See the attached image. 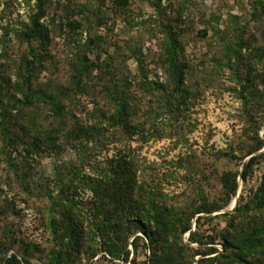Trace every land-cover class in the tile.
<instances>
[{
    "label": "rangeland",
    "instance_id": "1",
    "mask_svg": "<svg viewBox=\"0 0 264 264\" xmlns=\"http://www.w3.org/2000/svg\"><path fill=\"white\" fill-rule=\"evenodd\" d=\"M35 4L36 0H0V99L4 103L21 100V91L26 90L17 87L26 72L25 58H30L22 35L36 13ZM128 4L117 9L112 0H48L39 20L49 30L50 42L46 50L34 43L44 58L37 65L33 87L74 88V76L84 55L90 60L114 56L133 41L140 45L146 59L142 63L133 57L128 59L131 75L137 74L142 66L148 79L162 80L164 75L155 55L164 27L169 21H178L175 18L180 11L179 25L185 27L187 34L183 35L187 42L185 54L193 63L208 62L213 56L218 62L223 60L220 53L208 52L204 43L194 37L197 30L204 27L222 30L234 22L240 25L245 41L239 52L241 57L233 56L231 66L216 69L214 81L198 92L185 119L161 121L165 124L160 136L147 142L136 132L111 138L106 137L109 131H105L104 136L99 134L96 139L89 137L82 141L69 133L46 137L40 125L27 124L25 117L17 121L25 123L26 133L12 127L13 136L18 139L3 140L0 130V255L17 254L22 264H52L53 254L61 257L59 264H150L153 252L151 264H167L160 248L169 247L174 252V264H197L203 257L197 251L214 246L218 252L209 256L222 253L223 236L248 222L246 218L250 229L264 231V208L252 207L244 215L235 211L237 203L244 204L260 185L264 186V155L245 183L237 178L235 198L226 200L220 184L222 173L241 170V164L249 158L247 152L257 146L255 135L264 136V0H128ZM97 14H103L105 24L95 28ZM71 20L81 21L82 27L70 29L67 23ZM95 35L109 44L99 41L98 55L85 45L88 36ZM250 91L254 96H250ZM77 97L80 104L74 110L78 119L83 125L91 124L95 118L90 113L95 105L84 95ZM19 110L21 105L15 104L9 112L15 115ZM102 128H106L105 123ZM38 138L41 143L32 147L31 142ZM122 152L133 160L130 163L135 172L136 194L148 188L156 191V202L163 205L174 223L161 232L153 247L143 230H125L122 242L118 243L126 244L127 261L107 253L106 235L116 241L118 232L100 227L102 216L96 218L92 211L93 194L79 184V179L95 177L108 160ZM262 152L264 146L253 154ZM6 159L17 166L16 173ZM49 192L57 202L55 206L46 195ZM67 197L73 198L77 206L71 207ZM204 201L223 208L193 215ZM179 217L190 224L195 238L214 243L199 248L197 242L189 240V231L180 232ZM72 225L76 227V244L68 235ZM135 236L141 238L136 248L132 243ZM246 260L264 264V254L255 253ZM206 264L248 263L214 259Z\"/></svg>",
    "mask_w": 264,
    "mask_h": 264
},
{
    "label": "trees",
    "instance_id": "2",
    "mask_svg": "<svg viewBox=\"0 0 264 264\" xmlns=\"http://www.w3.org/2000/svg\"><path fill=\"white\" fill-rule=\"evenodd\" d=\"M47 1L36 0V13L31 16L30 27L22 35L23 40L27 43L30 56V58H25L26 72L21 77L20 84H17L20 91L26 88L25 91H21L22 99H14L13 104L4 103L0 99V130L2 131L3 140H9L12 137H15L13 140L18 139L17 135L13 136V126H16L20 132L23 133L24 131L26 133L24 130L25 123L21 125L17 121L19 117H25L27 118V124L35 127L40 125L46 137L69 133V135L74 134L76 139L82 141V138L91 137L96 139L99 134L104 136L105 131H109L106 137L111 138L136 132L140 139L147 142L153 136H160L165 124L162 125L161 121L165 119L173 121L178 118L185 119L187 110L197 97L198 92L214 81L215 77L213 75L216 69L231 66L233 56L241 57L239 52L245 44L242 38L243 32L237 22L226 24L222 30L204 27L197 30L194 37L204 43V47L208 52L220 53L223 60L218 62L213 56L208 62L200 60L193 63L185 54L187 42L183 40V35L187 34L184 33L185 27L179 25L182 22L180 11L175 18L178 21H169L164 27V35L155 55V62H157L164 75L162 80L158 78L155 80L148 79L142 66H139L137 74L131 75L127 66L128 59L136 58L139 63L144 62L146 59V56L141 52L140 45L137 46L136 42L133 41L117 50L114 56H106L102 59L97 56V60H90L84 55L80 59L79 67L74 76V88L52 86L44 89L40 85L33 87V81L37 79L36 74H38L37 65L41 64L44 58L41 49L39 51L34 43L38 42L46 50V45L50 42L49 30L39 20L44 14ZM100 1L103 2L104 0ZM112 4L117 9L126 8L129 5L128 0H112ZM95 19V28L105 24L103 14H97ZM67 24L70 29L82 27V22L78 20H71ZM99 41H103L106 46L109 45L103 37L98 35L88 36L85 45L98 55ZM248 87H251V85ZM249 93L250 96H254L252 91ZM78 95L86 96L87 100L95 105L93 112L90 113L95 118L91 124L83 125L77 117L74 108L80 104ZM15 104L21 105V110L16 111L15 115H11L9 111ZM24 109H27V112H24ZM55 120H57L56 123ZM69 122L71 126H69ZM103 123H105L106 128H102ZM101 128L104 132H101ZM254 139L257 146L247 152L249 158L241 164V170L235 173L226 171L220 176V184L226 200L235 198L237 195V178L240 177L242 182L245 183L247 178L252 175L259 158L264 155V152L253 154L264 146V136L259 138L256 134ZM41 141L40 138L34 139L31 142L32 147H36ZM6 162L9 164V168H12L16 173L17 166L12 165L9 159H6ZM130 162H133V160L127 156V153L122 152L117 158L108 160L106 167L95 177L86 176L83 180L79 179V184L89 189L93 194L92 211L94 217L102 216L100 227L105 230L106 228H112L118 232L116 241L106 235L104 240L107 253L113 258L122 257L124 261L129 259V250L126 248L125 243L118 242H122L121 235L126 232L125 230H143L149 238V245L153 247V242L161 237V232L174 226L172 216L166 215L163 205L156 202L158 197L156 191L148 188V190H140V193L136 194L135 172L131 168L132 164ZM46 195L51 205L55 206L57 202L52 194L49 192ZM66 199L70 202L71 207L77 206L73 198L67 197ZM242 199L243 196L239 200ZM252 207L264 208L263 184L255 191L254 196L244 204L237 203L235 211L240 215H244ZM222 208V205L204 201L196 207L192 214L212 213ZM51 220V224H53L54 219L51 218ZM177 220L182 223L180 232L189 231V240L197 242L199 248L214 243L213 240L204 242L195 238V232L190 231V224L188 222L185 224L186 220L183 217H179ZM246 220L248 222L234 228L232 234L223 236L222 253L209 256L218 252V249L214 246H208L200 252L197 251L198 255L203 256L197 260V264H206L207 261H213L214 259L220 261L234 259L239 263H246L247 261L250 264L251 262L246 260V257L255 253L264 254V238L261 237L264 236L263 229H250L247 226L250 223L249 219L246 218ZM75 228V225L70 226L68 235L76 244L77 232ZM140 239V236L133 238L132 243L135 248ZM160 251L167 264H174L172 248L163 247L160 248ZM179 257L182 258V256ZM51 259L52 264H59L61 261V257L57 254H53ZM149 260L151 264L153 252ZM23 261L27 263L24 258ZM0 264L22 263L17 254L11 253L6 257L5 252L0 255ZM143 264H147V262Z\"/></svg>",
    "mask_w": 264,
    "mask_h": 264
},
{
    "label": "built area",
    "instance_id": "3",
    "mask_svg": "<svg viewBox=\"0 0 264 264\" xmlns=\"http://www.w3.org/2000/svg\"><path fill=\"white\" fill-rule=\"evenodd\" d=\"M24 225H27V223H24Z\"/></svg>",
    "mask_w": 264,
    "mask_h": 264
}]
</instances>
